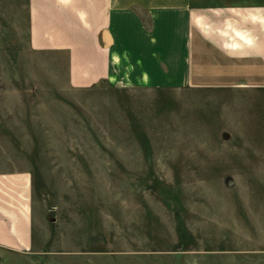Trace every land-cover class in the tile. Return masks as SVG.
Returning a JSON list of instances; mask_svg holds the SVG:
<instances>
[{
	"label": "rangeland",
	"instance_id": "rangeland-1",
	"mask_svg": "<svg viewBox=\"0 0 264 264\" xmlns=\"http://www.w3.org/2000/svg\"><path fill=\"white\" fill-rule=\"evenodd\" d=\"M2 5L0 170L32 171L38 251L0 264H264V142L173 144L169 95L73 85Z\"/></svg>",
	"mask_w": 264,
	"mask_h": 264
},
{
	"label": "crops",
	"instance_id": "crops-1",
	"mask_svg": "<svg viewBox=\"0 0 264 264\" xmlns=\"http://www.w3.org/2000/svg\"><path fill=\"white\" fill-rule=\"evenodd\" d=\"M9 1L30 49L66 51L73 85L169 95L173 144L263 145L264 0ZM215 121L212 141L191 130ZM34 187L27 165L0 170V256L38 251Z\"/></svg>",
	"mask_w": 264,
	"mask_h": 264
}]
</instances>
